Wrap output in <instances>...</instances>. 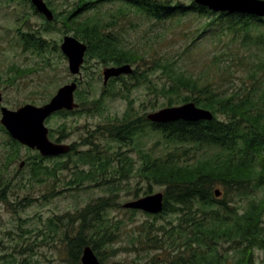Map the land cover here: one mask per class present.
<instances>
[{
    "label": "trees",
    "instance_id": "1",
    "mask_svg": "<svg viewBox=\"0 0 264 264\" xmlns=\"http://www.w3.org/2000/svg\"><path fill=\"white\" fill-rule=\"evenodd\" d=\"M85 1L86 4L81 7L84 11L106 0ZM120 1L124 5L119 7L118 13L123 14L130 7L156 22L197 12L211 18L205 23L204 30L207 31L217 24L219 30H230L233 35H241L246 42L264 49V17L215 12L194 0L190 3L178 0ZM54 11V20L48 21L44 18L45 26L42 28L29 24L31 22L25 16L22 28L17 29L24 49L44 51L50 45L49 39L45 37L46 33L57 29L55 25L61 21L66 33L72 29L77 38L89 44L87 54L91 57L99 58L107 64L135 63L136 84H146L152 90L163 91L168 96L170 106L194 101L198 106L211 110L214 118L196 122L178 120L157 123L147 119L146 113L126 118L112 115L70 152L55 156L57 162L54 166L45 163L47 157L37 152L29 163L32 167L29 182H43L51 177L55 181H61L59 173L74 168L75 178L67 181L68 186L64 189L82 187L86 183L103 187L109 193L88 203L72 215L64 213L50 217L47 228L40 230L42 235L46 239L55 237L62 243L65 260L69 264H82L81 255L84 247L88 245L100 256L103 264L106 257L104 248L112 244L120 227L119 224L111 222L108 210L117 205L114 196L122 183L125 180L128 182L130 173L135 172L143 181L142 184L137 183L144 187L143 195L152 193L155 185L163 188V210L158 214H146L153 221L167 219L172 214L176 216L175 221L168 220V224L156 226L155 222H151L141 230L143 234L140 233L139 242L144 243V251L156 250L143 264H255V249L264 248V227L261 225L264 223V203H258L253 198L242 208L241 202L264 186V180L261 179V176L264 177V82L259 85L254 81L243 90H222L220 86L202 82L199 77L187 74L180 67L176 70L170 64L162 63L160 58L149 60L143 52L122 48L115 39L114 32L107 29L110 22L107 24L101 21L100 9H97L99 14L89 15L84 21H76L69 13L60 12L58 7ZM111 16L114 17L115 13ZM54 47L57 49V43ZM141 61H151L152 66L142 69ZM167 67L169 83L165 81L161 88L153 86V70H164ZM13 69L23 73L31 71V68L18 66ZM77 93L81 95V91ZM105 95L102 94L103 97ZM101 101L98 98L92 103L100 104ZM88 102L83 101L86 110ZM99 104L97 108L101 112ZM67 112L70 111L62 110L60 114ZM0 128L5 129L1 124ZM149 132L153 138L151 150L149 147L141 150L142 162L136 170L132 157L110 146L109 140L118 147L134 146L137 138ZM61 133L65 135L64 132ZM99 136L106 139V146H98L99 142L96 140ZM154 136L158 140L154 141ZM161 139L165 140V146L172 147L164 154L156 151ZM10 144L14 152L9 158L14 161L18 159V151L22 145L13 138ZM85 144L91 145L86 149L82 146ZM147 144L149 142L145 143ZM207 149L214 151L197 158V150L200 152ZM73 155L76 158L73 166H70L67 159ZM258 165L263 170L258 169ZM261 171L263 175L259 176ZM10 184L11 179L4 182L1 174L0 200L12 205L15 211L35 198L32 194H26L20 200L12 202L9 194L11 191L7 189ZM71 184L74 186L70 187ZM23 185L28 187L27 183H22V188ZM217 185L222 190L220 197L215 194ZM58 193L59 190L56 191ZM139 196L137 194L136 198ZM241 199L243 200L240 202ZM128 210L132 213L138 211ZM116 251L117 249H112V254ZM17 264L36 263L28 262L24 258Z\"/></svg>",
    "mask_w": 264,
    "mask_h": 264
},
{
    "label": "rangeland",
    "instance_id": "2",
    "mask_svg": "<svg viewBox=\"0 0 264 264\" xmlns=\"http://www.w3.org/2000/svg\"><path fill=\"white\" fill-rule=\"evenodd\" d=\"M57 1L60 2V0ZM178 1L191 2V0ZM123 5L121 1L102 4L86 11L80 18L99 14L97 9H100L99 16L102 19H108V22L113 21L117 30L124 34L122 40L126 48L147 54L146 58L149 60L160 58L162 63H168L176 70L180 67L187 74L199 77L202 82L220 86L222 90H243L251 86L254 81L259 85L264 82L263 47L246 42L241 35H233L230 30L221 31L217 24L207 31L204 30L205 23L211 18L197 12H190L179 18L156 22L130 7L123 14L118 13L119 7ZM58 9L60 12L66 10L63 6ZM112 13H115L114 17L111 16ZM25 16L30 20L29 24L36 28L45 26L44 19L21 1L0 0V92L4 97L2 104L12 109H17L26 103L42 105L49 101L61 86L76 78L81 81L77 90L81 91V95L75 93L76 101L79 104H83L85 100L89 101L87 110L66 115L58 113L47 119L46 125L50 128L52 140L56 141L60 136L61 143L70 145L79 141L81 137L83 140L89 135L88 126H95L98 123L101 125L105 123L107 117L124 113L131 105L134 112L139 115L170 106L168 96L163 91L152 90V87L146 84H136L135 81L128 83V80L123 81L122 84L113 83L111 86H106L103 71L114 64L104 63L87 53L81 73L71 74L68 58L62 52L60 45L63 37L68 34L74 35V31L70 29L66 33V28L61 21L55 25L57 29L46 33L45 37L49 39L50 45L44 51L24 49L17 29L22 28L21 24ZM56 43L57 49L54 47ZM129 64L133 69H137L135 63ZM140 64L142 69L152 66L151 61H141ZM14 66L31 68V71L26 73L16 71L13 69ZM167 70L168 67L164 70L163 68L154 69L151 74V84L161 88L165 81L168 82ZM102 94L106 95L103 97ZM98 98L102 100L100 104L97 103L101 105V112L96 111L98 106L92 103ZM130 99L132 103L129 104ZM11 138L6 129L0 128V175H3L4 182L11 179L7 189L11 191L9 194L12 202L20 200L26 194H32L35 198L31 203H24L25 206L18 208L17 211L12 205L0 200V264H17L24 258L36 264H69L65 260L62 243L55 237L46 239L40 230L47 228L49 218L55 214L72 215L88 203L109 193L103 187L90 186L86 183L82 187L64 189L68 186L66 182L75 178L74 168L65 169L59 173L61 181H55L51 177L50 180L43 182H29L32 172L29 163L33 161L32 158L38 151L22 145L18 151V159L11 161L9 155L14 152L10 144ZM152 139L149 132L137 138L134 146L118 147L115 142L109 141L111 148L132 157L134 170H136L142 162L141 150L146 147L151 150ZM105 140L103 136H99L96 140L99 142L98 146H106ZM156 140L158 139L154 136V141ZM146 142L149 144L145 145ZM165 144V140L161 139L159 146H156L157 153L164 154L172 148ZM89 147L90 145H87L83 148ZM213 151L207 149L198 152L197 150V158L207 156ZM75 158L76 156L73 155L67 159L68 165L73 166ZM22 162L24 165L21 167ZM56 162L57 158L54 157L45 159V163L51 166H54ZM138 182L143 183L135 172L130 173L128 182L125 180L117 195L114 196L117 205L108 210L111 222L115 225L119 224L120 227L112 244L104 248L106 257L103 264H143L156 253V250L144 251V243L139 242L140 233L143 234L141 230L151 222H155L158 226L168 224V220L176 218L172 214L167 219L159 218L153 221V218L143 210L132 213L125 208L123 205L137 199V194L143 196L144 187L137 184ZM22 183H27L28 187L23 185L24 188H22ZM216 188L221 187L217 185ZM57 190L60 193L56 194ZM157 192H163V188L155 185L152 193ZM16 195L19 196L16 198ZM253 198H256L258 203H264V186L253 196L241 199L240 202L243 200L241 207L245 208ZM261 225L264 227V223ZM112 249H117L114 255ZM254 260L255 264H264L263 247L255 249Z\"/></svg>",
    "mask_w": 264,
    "mask_h": 264
},
{
    "label": "water",
    "instance_id": "3",
    "mask_svg": "<svg viewBox=\"0 0 264 264\" xmlns=\"http://www.w3.org/2000/svg\"><path fill=\"white\" fill-rule=\"evenodd\" d=\"M38 11L43 13L48 20L55 17L52 9L44 0H31ZM197 4L208 7L215 12H228L231 14H251L264 17V0H194ZM61 49L68 58L69 70L73 75H79L85 63L88 45L73 35H66L61 43ZM131 64L119 67H107L104 70V82L111 77L123 73H132ZM78 81L73 80L61 86L52 98L42 105L26 103L17 109L6 105L1 106V123L11 137L31 149H37L43 156H56L66 154L71 150V145L58 143L50 139L49 127L46 120L55 112L61 110H74L79 104L76 102L75 93ZM3 103V94L0 92V104ZM153 122L166 123L185 120L196 122L199 120H212L214 113L204 107L198 106L194 101L180 105L167 106L153 111L147 115ZM24 162L20 164L22 167ZM221 190L216 189V196L221 195ZM128 209L143 210L148 213L158 214L164 208V193L157 192L139 197L123 205ZM82 264H101L99 256L88 245L84 247L81 255Z\"/></svg>",
    "mask_w": 264,
    "mask_h": 264
},
{
    "label": "flooded vegetation",
    "instance_id": "4",
    "mask_svg": "<svg viewBox=\"0 0 264 264\" xmlns=\"http://www.w3.org/2000/svg\"><path fill=\"white\" fill-rule=\"evenodd\" d=\"M17 1H21L22 3H24L25 4V6H28L31 10H35L34 12L36 13V14H39L43 19L45 18L46 19V17H45V15L43 14V13H41V12H39L38 11V9H37V7L33 4V2L31 1V0H17ZM46 3H47V5L54 11V9H55V7H60V6H63L66 10H65V12L66 13H69L70 15H71V17L72 18H75V20L76 21H84L85 20V18L84 17H82V18H80L86 11H88V9L89 10H92V9H95V8H97V6H95V7H92V8H88V9H86L85 11L84 10H82L81 9V7L82 6H84L85 4H86V1L85 0H60V2H58L57 0H44ZM118 1H120V0H106V1H103L102 3H99V5L98 6H100V5H102V4H106V3H109V2H118ZM124 1V0H123ZM85 3V4H84ZM33 7V8H32ZM55 12V11H54ZM101 21H103V22H108V19H101ZM109 23V22H108ZM107 23V24H108ZM107 29H109V30H111L112 32H114V36H115V39L117 40V42L119 43V45L122 47V48H124V49H126V50H132V51H134V49H132V48H126L125 46H123V40H122V38H123V36H124V34L121 32V31H118L117 30V28H116V24H114L113 23V21H111L110 22V25H109V27L107 28ZM69 35V34H68ZM74 36V35H73ZM79 39V38H78ZM81 41H83V40H81ZM85 42V41H84ZM85 43H87V42H85ZM88 44V43H87ZM89 45V44H88ZM124 51V50H123ZM124 64H127V63H123V64H114V66L115 67H119V66H122V65H124ZM129 80V81H128ZM123 81H128V83L130 82H132V83H134V81H135V78H134V73L132 72V73H123V74H121V75H119V76H115V77H111L109 80H108V82L107 83H105L104 82V84L107 86V85H110V84H113V83H116V84H122L123 83ZM87 101V100H86ZM130 103H132V100L130 99L129 100V104ZM84 104H79V107L77 108V109H75L76 111H74V112H72V111H70V112H67V114H71V113H75V112H77V111H79V112H81V111H83L84 109H85V107L83 106ZM81 106L83 107V108H81ZM132 106V105H131ZM131 106H129L128 108H127V110L124 112V113H116V115H118L120 118H126V117H131L132 115H134V114H137V115H139L137 112H134V108L133 107H131ZM1 107V106H0ZM64 111V110H63ZM96 111H98V108L96 109ZM60 112H62V111H58V112H55L54 114H52L51 116H53V115H57L58 113H60ZM64 115H66V114H64ZM146 116H147V114H146ZM0 122H1V119H0ZM2 124V123H1ZM100 124L98 123L97 125H95V126H93V125H90V126H88V128H87V132L88 133H91L92 131H95V129H97V127L99 126ZM51 137V136H50ZM61 139V137L60 136H58L57 137V139H56V142H59V143H61L59 140ZM81 140H82V137H81V139L79 140V141H77V142H74V143H72L71 144V150H72V148L75 146V145H77L79 142H81ZM54 141V140H53ZM91 145V144H90ZM81 146V145H80ZM83 147H85V146H87L86 144L85 145H82ZM121 147H124V146H121ZM129 147V146H128ZM78 149V148H77ZM123 151H125V150H123ZM124 154V153H123ZM260 169H262L263 170V167L262 166H260ZM260 175H263V172L261 171V173L259 174V176ZM261 179L262 180H264V177L263 176H261Z\"/></svg>",
    "mask_w": 264,
    "mask_h": 264
}]
</instances>
